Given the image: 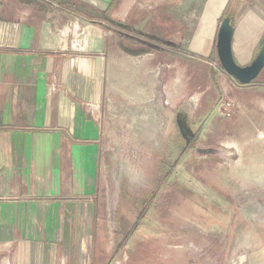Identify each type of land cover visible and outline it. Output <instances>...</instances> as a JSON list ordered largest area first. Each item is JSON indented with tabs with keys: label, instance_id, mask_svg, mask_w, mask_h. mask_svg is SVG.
<instances>
[{
	"label": "rangeland",
	"instance_id": "rangeland-1",
	"mask_svg": "<svg viewBox=\"0 0 264 264\" xmlns=\"http://www.w3.org/2000/svg\"><path fill=\"white\" fill-rule=\"evenodd\" d=\"M119 1L130 2L134 29L127 31H133L134 43L142 40L162 53L154 46L124 51L122 25L117 40L106 37L99 185L105 212L99 210L94 260L264 264V71L255 78L259 84L243 88L223 73L217 53L209 65L174 51L207 46L195 33L200 25L202 37L209 29L206 0ZM99 25L103 32L114 30L107 22ZM143 58L149 66L135 63ZM192 73L215 83L199 113L192 107L196 90L186 86ZM179 116L197 133L192 145Z\"/></svg>",
	"mask_w": 264,
	"mask_h": 264
},
{
	"label": "crops",
	"instance_id": "crops-1",
	"mask_svg": "<svg viewBox=\"0 0 264 264\" xmlns=\"http://www.w3.org/2000/svg\"><path fill=\"white\" fill-rule=\"evenodd\" d=\"M56 1L0 0V264H97L99 210L105 212L99 185L106 37L117 40L114 33L122 25L124 51L154 46L162 53L156 45L134 43L133 31H127L134 29L130 2L72 0L86 11L80 15ZM206 2L209 29L204 37L203 25L195 33L207 46L197 51L180 45L174 51L209 65L217 53L220 61L218 34L229 21L234 61L250 66L264 46V0ZM52 10L63 15L55 19L59 13ZM99 22L114 30L103 32ZM93 41L90 53H79ZM146 60L135 63L149 66ZM223 73L235 86L259 84ZM186 79L187 88L196 90L192 107L202 112V98L215 83L194 73ZM259 86L264 92V80Z\"/></svg>",
	"mask_w": 264,
	"mask_h": 264
},
{
	"label": "water",
	"instance_id": "water-1",
	"mask_svg": "<svg viewBox=\"0 0 264 264\" xmlns=\"http://www.w3.org/2000/svg\"><path fill=\"white\" fill-rule=\"evenodd\" d=\"M233 28L229 24V21H225L218 34V45L217 49L219 51L220 62L226 72H228L235 79L242 83L248 84L264 70V46L262 52L258 57L250 64V66L245 67L238 65L234 61L233 51L231 50L232 37L231 32Z\"/></svg>",
	"mask_w": 264,
	"mask_h": 264
},
{
	"label": "flooded vegetation",
	"instance_id": "flooded-vegetation-1",
	"mask_svg": "<svg viewBox=\"0 0 264 264\" xmlns=\"http://www.w3.org/2000/svg\"><path fill=\"white\" fill-rule=\"evenodd\" d=\"M179 118H180V116H179ZM182 119H183V117H181L178 120V122L181 121L180 122L181 123L180 124V126H181V133H182L183 137L186 140V144L189 146V145H192L193 142H194V139H196L195 138V134L193 133V136H192V134H190L189 130H187L188 128H187L186 124H184L185 122H183Z\"/></svg>",
	"mask_w": 264,
	"mask_h": 264
},
{
	"label": "trees",
	"instance_id": "trees-1",
	"mask_svg": "<svg viewBox=\"0 0 264 264\" xmlns=\"http://www.w3.org/2000/svg\"><path fill=\"white\" fill-rule=\"evenodd\" d=\"M56 1V0H55ZM63 2V3H62ZM60 1V5L62 6V7H64V8H74L75 7V4L73 3V1L71 0H64V1ZM55 3H57V1L55 2ZM76 8V7H75ZM77 14H86V11H82L80 8H76V10L75 9H73Z\"/></svg>",
	"mask_w": 264,
	"mask_h": 264
},
{
	"label": "bare ground",
	"instance_id": "bare-ground-1",
	"mask_svg": "<svg viewBox=\"0 0 264 264\" xmlns=\"http://www.w3.org/2000/svg\"><path fill=\"white\" fill-rule=\"evenodd\" d=\"M251 172V171H250Z\"/></svg>",
	"mask_w": 264,
	"mask_h": 264
}]
</instances>
